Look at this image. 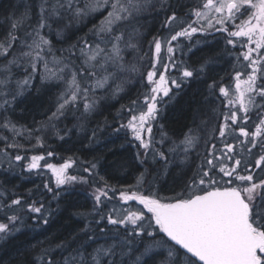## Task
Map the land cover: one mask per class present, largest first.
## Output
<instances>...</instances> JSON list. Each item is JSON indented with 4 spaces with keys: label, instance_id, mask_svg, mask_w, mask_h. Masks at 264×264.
Masks as SVG:
<instances>
[{
    "label": "snow or ice",
    "instance_id": "obj_1",
    "mask_svg": "<svg viewBox=\"0 0 264 264\" xmlns=\"http://www.w3.org/2000/svg\"><path fill=\"white\" fill-rule=\"evenodd\" d=\"M35 7L34 20L32 6H27L20 16L9 18V27L0 38V57H3L0 66V109L3 110L0 128L9 129L14 137L32 132L23 126L18 129L7 115L17 96L23 95L33 78L29 68L36 71L37 63L43 61L46 75L57 79L63 78L57 76V72L68 70L70 79L65 80L67 87L57 112L53 113L54 117L63 115L69 107L75 108L81 101L85 112L94 111L99 102L94 88L110 86L111 81L115 85V95L124 91L126 82L117 73L139 71L136 64L125 62L123 53L129 49H139L142 20L153 13L164 16L161 27L166 28L169 35L153 36L149 47L154 49L157 57L162 47H166L170 54L169 63L162 65V71L153 63L151 70L139 73L146 82L147 92L143 94L142 103L138 104L135 100L131 102L132 107L127 108V123L121 124V128L130 130L146 150V158L150 150L151 160H162L165 171L172 163L164 152L155 148L152 123L160 112L159 105L172 91L170 85L179 88L183 80L166 77L164 73L171 68L178 70L181 77L186 79L193 77L194 73L199 75L206 67L202 65L199 69H191L182 61L172 59L181 37L190 39L194 33L209 30L226 34V53L236 55L237 60L242 57L247 62L246 68L251 69L247 73L236 72L235 99L229 96L228 88H219L220 93L229 97L228 104H239V111L243 112L242 117H238L237 111L224 117L225 123L219 129L220 137H225L226 131L230 129L229 134L234 132L233 125L238 121L246 124L250 118L248 113L253 109L264 111V103L256 101L257 96L264 101V0H199L196 6L181 5L179 0L175 4L172 0H39ZM105 12L106 15H103ZM98 13L103 15V19L90 29L92 40L83 39L72 46L78 52L80 64L74 66L69 56L61 60L54 58L58 65L55 71L48 68L43 56V53L52 51L48 34L54 32L61 35L63 30ZM173 41L177 42L175 46ZM21 68L27 75L23 79H15L14 69ZM110 68L115 71H109ZM241 76L245 78L242 80ZM118 79L120 83H116ZM89 80L94 81V87L88 85ZM258 81L262 83L258 84ZM214 86L215 82L209 85L210 88ZM258 116L259 123L254 125L251 133L246 127L238 129L244 139L238 140L239 151L235 154L237 145L232 143H224L227 151L221 156H214L216 145H211L204 162L198 166L199 172L185 185L183 192L173 197H160L154 192L145 194L136 190L119 192L120 201H138L148 215L143 210L114 206L100 216V220L115 226L114 229H99L104 237L102 243L93 230L85 227L81 230L83 236L75 246L61 242L42 249L32 264H148V260L155 256H163L157 264H264V176L257 178L254 172V169L264 172V115L258 113ZM229 120L232 124L227 123ZM165 135L161 134V142ZM4 139L5 150L22 147L14 139L12 143H7L8 137ZM36 139L43 146L40 137ZM197 143L198 137L192 135L190 130L181 141L186 146L182 149L185 160L188 149L195 148ZM252 149L258 150V158L254 164L245 163L242 167L244 154L250 155ZM43 159L42 155L32 156L27 168L39 169ZM12 160L22 161L24 157L16 154L8 160L9 167ZM225 161H231V166ZM73 163L70 158L60 166L46 165L54 173L58 188L76 182H88L83 176L68 174L67 170ZM95 169L96 164L93 163L84 171L92 173ZM214 169H218L217 175L222 174L219 180L210 174ZM146 172L137 178V186L146 182ZM45 187L52 191L48 185ZM110 191L116 193V189L106 181L103 187L95 189L93 196L97 207L112 200ZM36 205L37 202L32 201L25 208L22 198L5 202L2 207L13 214L5 213L7 222L0 221V234L7 237L18 231L17 225L23 223L20 213L25 210L41 214L43 223L47 224L42 209L44 212L48 210L43 203ZM161 250H165L166 254ZM57 255L60 256L59 260Z\"/></svg>",
    "mask_w": 264,
    "mask_h": 264
},
{
    "label": "bare ground",
    "instance_id": "obj_2",
    "mask_svg": "<svg viewBox=\"0 0 264 264\" xmlns=\"http://www.w3.org/2000/svg\"><path fill=\"white\" fill-rule=\"evenodd\" d=\"M20 1L21 0H0V4L5 3L7 6V5H13ZM185 1L186 0H179V4L182 5ZM174 3H176V0H174ZM99 15L102 16L101 18L102 20L103 15H106V12L103 15L102 14H99ZM100 21H98L96 25H98ZM163 21H164V18H162V23ZM162 23L160 24L159 28H157L151 35L145 36V33H143L141 30L142 36L139 41V49L136 51L129 49L125 52H128V53L135 52L137 54V57H140L144 54H149L152 57V63H156V66H157V56H155L154 54V49H150L149 43L152 40L153 36L165 37L169 35L168 30L166 28L161 27ZM0 30L3 31L2 29ZM6 31L7 30H4L2 34L6 33ZM50 36L51 34H48V39L51 41ZM204 37L206 36L202 37V36L196 35V36H192L190 39L183 38V37L180 38L179 47H176L175 54L173 55L172 59L175 61H182L185 64V66H188L191 69H199L202 65H206V67H205V70L199 75L194 73L193 77L186 78V79L181 77V74L178 70L171 69L170 76L173 78H177L178 80H183V82L181 83V86L179 88H176L174 85H170L172 88V91L169 93V97H164L163 103L159 105L160 112L158 114V117L156 121L152 123V130L155 129L154 134L157 135L156 137L161 138L162 133L166 134L163 138V145L161 147V150L162 152L168 151L167 153H169V160L172 161V163L169 164V166L167 167V170L165 171L164 163L161 165H158L160 163L159 161H155V164H154L153 162H149L145 158L147 161V162L145 161V163L151 164V165H148L145 163H141V161L137 160L138 165L141 166V168L143 169V171L139 173L138 177L140 176L141 173H145V170H147L146 179L152 178V177L154 178L162 177V179L159 180L158 187L156 189L157 195L160 197H173L176 194L183 192L185 186L183 188L182 186L187 183H190L191 180L194 178V174H197L199 172L198 166L201 164L199 162L200 157L193 156L194 153L205 155L211 150L212 144L216 145V148L221 154L227 151L226 149H224L223 152L219 150V143L222 140L219 138V129L221 127L220 124L223 125L222 123L223 119L217 117L218 118L217 121L219 123L217 124L215 128H211L210 131L208 130L206 131V127H208V129L210 127V124L207 121H212L214 119V115L217 116L218 111H220L221 109H224V108L226 110L229 109L228 100H226L227 97H225L222 93H220L219 88L227 87L228 85L235 84L236 83L235 75L237 71H242L245 73L251 71V69L246 68L247 62L244 61L242 57L239 60H237L236 55H231V54L226 53L225 45L223 44H213L212 49L208 52V55L216 56L215 58L216 61L209 62V64H207L205 61L204 62L202 61L204 60L202 59L203 57H201V61H198V62L191 61V57H192L191 52H193L197 48H199L198 51L205 49L206 45L204 44L205 43ZM92 38H93V35L90 34L87 36L86 39L91 41ZM186 42H189L191 46H192V42H194V49L192 51L185 49ZM176 44L177 42L173 41V45L175 46ZM228 47L231 48V46H228ZM179 49H181L183 52H179ZM137 51H141V53L139 54ZM186 51H189V52H186ZM55 52L56 51L52 49L51 53H48V52L43 53V56L46 58L48 62V68L53 69L54 71L58 67V65L54 62ZM166 53H167L166 47H163L159 55H163ZM69 55L70 54L63 55L61 59L67 58L69 57ZM71 60L74 61V66H78L80 64V60L77 59V55H74L73 53L71 54ZM2 64L3 62L0 63V66H2ZM177 68H179V64L177 65ZM14 71L18 72L16 73L15 78L17 79L24 78L25 72H23L22 68L14 69ZM29 71L31 72V75L33 78L30 84L26 86L27 90L23 93V95L17 96L16 100L14 101V103L12 104L10 108L11 111L14 109L17 102L24 100L30 93H34V87H32L33 83L35 82L46 83L45 80L49 78L46 75V70L44 68L43 61H40L37 63L36 71H32L31 69H29ZM109 71H115V69L110 68ZM205 75L207 76L209 75L210 77L207 78L205 77ZM57 76H60L63 78L57 79L55 76H53V77H50L51 84L50 85L48 84L49 86L45 84L39 85V89H40L39 96L41 97L42 96L48 97V94H50V91L52 92V89H56L59 92L56 95L57 101L55 102L54 107H53L54 113L57 112L58 104L61 102V96L65 92L66 87H67V85L65 84V80L68 79V70L65 69L64 73L57 72ZM133 77H136V73H133ZM243 78L245 77L242 76L241 79L243 80ZM139 79H140L139 82H136L135 79H132L130 81L131 91H134L135 93L133 98L135 101L138 102V104L142 103L143 94L147 92L146 82L143 80L142 77H140ZM206 80H209L208 86L205 85ZM52 81L54 84L52 83ZM213 82H215V86L210 88L209 85H212ZM116 83H120V80L116 81ZM259 83H262V82L258 81V84ZM109 85L110 86L104 87L101 91L94 90L95 95L99 93L98 94L99 102L96 105V108L94 111H96L100 107V105L104 102H106L105 104L107 103L115 104V107L118 109L117 112L114 113V116H113L114 118L112 122H109L106 126L101 127L100 130L103 131L102 133H105V132L111 133L112 138L127 139L128 140L127 145L129 147H132L133 153L134 154L140 153L139 150H142V148L137 143H135V141L131 140V137H130L131 135L124 132L125 131L124 128H121V124H126V121H127L126 116L129 115L127 112V108L132 107L131 102L133 100L126 99L127 95H124L123 91L117 92L115 95H113V92L115 91V85L112 84L111 81H109ZM127 85L129 84L125 82L124 88ZM113 96L114 98H112ZM190 97H197L200 99L201 108L196 110V113H200V115H204L206 111L211 109L209 110V113H206L204 117L203 116H199V117L193 116L188 126L183 131L178 132L177 134H171L169 131H166V129L164 128L165 115L167 116V115L172 114L179 105H181L183 102L186 101V99ZM256 101L257 102L259 101L260 103H264V101H262L259 96L256 97ZM5 107H8V106H5ZM212 108L215 109V112H213V114H212ZM65 111H70L71 114L75 113V114L82 115V119L85 121H87L88 119L89 120L92 119L91 118L92 113L94 112V111L85 112L81 105L78 106L74 110L72 107H69L68 110L66 109ZM251 112H252V116L248 119L249 122L256 119L258 117V113L264 115V111H261V109H253ZM2 114H3V110L0 109V115ZM238 115L243 116V112L239 111ZM59 116H58V119L62 118V116L61 117ZM205 118H207V120ZM96 121L99 122L100 119H97ZM66 122L68 123V119H66ZM229 124H232V122H229ZM234 126L235 125H233V127ZM248 126L251 129H254L253 123H248ZM44 129L45 128L43 127L35 128V130L39 134H42ZM117 129H119V131H117ZM190 130H191L192 135H195L198 137V143L195 148L188 149L187 160H185V153L182 149L186 146L181 144V141H183L185 136L189 134ZM5 131H9V130L5 129ZM90 133H91L90 131L76 132L75 130H67L64 133L62 132V133L55 134L49 140L48 145L46 144L48 146V148L46 149L43 146H41L38 142H35L33 145H30V144L28 145L26 143L22 144V142H20V139H23V136H16V138L18 139V142H20L22 147L16 148L15 150H11V151L12 152L15 151L13 154L14 156L16 154L21 155V153L26 156H28V154H30V156L42 155L44 156L43 160L46 162V165L47 164L55 165V164H58L60 161H66L71 158V157L62 158L64 156L61 153H67L65 151H68V149L63 150V147L66 144L71 145L70 147H72L73 150H76L79 153L80 152L82 154L86 152L90 153L89 145H88L89 139H92V135ZM235 136L237 140L233 144L238 145V140H243L244 137L240 136L239 132L235 133ZM61 137H63V139H61ZM169 149H174V151L170 152ZM0 151H6L9 153L8 150H5L3 141H0ZM49 152H51L52 155H48ZM233 154H235V152ZM13 155L11 154V156ZM83 155H87V154H83ZM245 155H247V153H245ZM258 155H259L258 150L252 149V153L249 155L250 159L246 160V162L250 163L252 161V164H254L255 159L258 158ZM86 157H89V156H86ZM142 157L144 156L142 155ZM236 158H240V157L238 156ZM71 160H74L75 162H80L83 165L93 164L90 162H84V161L76 160L72 158ZM227 164L230 166L231 161H227ZM46 165L42 166L41 173H39L38 178H33V179L28 178L27 174L22 175L21 173H19L20 170H16V171L12 170L13 171L11 172L12 174H9L8 172H0V221L7 222L5 213H7V215L13 214L12 212L8 211L6 208H3L2 205L5 202L10 203L12 199L22 198V204L25 205V208L27 204H30L32 201L37 202L36 206H39L40 203H43L45 208L48 211L44 212L42 209V215L44 218H47L48 223H49L53 219H56L58 217V212L56 211L58 200L61 197L69 194L72 191V189L74 190L78 188H84L86 187V184L88 183V182L87 183L76 182L71 185H64L62 187L56 188V185L54 184L55 179L51 177V175L49 174L48 172L49 170L48 168H46ZM96 165L98 166V164ZM152 165L157 166L158 168L157 172L153 171L154 169L152 168L153 167ZM160 167H162L163 169H160ZM158 172H160V176ZM214 173L217 176L218 180L222 177V174L217 175L218 169L215 170ZM75 176L77 177L83 176L88 181L91 180L90 175L88 176L85 173H82V175L76 174ZM138 177L132 180L129 184H125L120 187H114V188L118 190L121 188L132 186L135 184ZM14 178L17 180V183H18L17 190L16 189L12 190L10 188L11 186L10 180ZM45 185H48V187L51 188L52 191L51 192L48 191V188H46ZM96 188H100V183H99V186ZM57 193H60V195L57 196L56 195ZM13 207H19V206H13ZM92 212L90 214H92ZM20 215L23 217V223L18 224V226H20L18 228L19 229L18 231L9 234L7 237H3V235L0 234V248L1 246L6 244L7 242H10L11 240H13L19 235L24 238L32 240L37 233L42 231V228L40 227L48 225V223L45 224L43 223V221L41 222L40 221L41 219L39 220L34 213H30L27 210L21 212ZM99 215L98 217L96 216L92 217L89 215L88 216L89 218L86 221L85 225L89 226V229L93 230L96 233V235L100 237L99 242L102 243L104 237L100 233L99 229L101 228L114 229L115 226L108 225L106 220H100ZM30 229L33 231L27 232ZM81 234H79L81 236L76 237L73 240L74 244L71 243L70 245L75 246L76 242L79 241L81 237L83 236V232ZM29 235H31V237H28ZM160 235L163 236L162 233ZM54 242L58 243L56 239L54 240ZM45 245L46 244H44L43 246ZM161 251L164 252V254H166L165 250H161ZM6 259H8V254L0 257V264H4V261ZM36 259L37 258H34L33 261ZM59 259H60V256L57 255V260ZM160 259H163V256H155L152 259H149L148 262H150L151 260L153 261L154 264H157V261H159Z\"/></svg>",
    "mask_w": 264,
    "mask_h": 264
},
{
    "label": "trees",
    "instance_id": "obj_3",
    "mask_svg": "<svg viewBox=\"0 0 264 264\" xmlns=\"http://www.w3.org/2000/svg\"><path fill=\"white\" fill-rule=\"evenodd\" d=\"M38 2L39 0H21L20 2H17L13 5L6 6L5 3L0 4V29L3 31L7 30L9 27V18L20 16V14L25 11L27 6H32L34 20L35 12L37 11L35 4ZM172 2L174 3V0H172ZM198 3L199 0H186L182 5L196 6ZM181 11H186V9H181ZM101 18L102 16L98 13L95 16L80 22L78 25H74L71 28L63 30L61 35H56L53 32L50 38L52 49L56 51L54 58L56 60H61L63 55L70 54L69 56H71L72 53L78 56V52L72 46L77 45L83 39H86L88 35L92 34L90 29H92L93 26L101 20ZM162 18H164L163 15H156L155 13L147 16L142 20L143 27L140 29V31L142 30V32L145 33V36L151 35L157 28H159L160 24L162 23ZM30 30L31 29H29V31ZM3 31L0 30V38L5 35V33L2 34ZM204 41V44L206 45L205 49L198 51L199 48H197L191 52V61L198 62L201 61V57H203L202 59L204 60L202 61H205L207 64H209V62H214L216 61V56L208 55V52L212 49V45H225L224 37L218 34L214 37L206 36L204 37ZM70 49L71 52L69 51ZM137 52L139 54L141 53V51ZM123 55L125 62L134 63L139 69L138 73H136V77H133V73H117L121 79H126V83L130 85H127L123 91L124 95H127L128 97H126V99L134 100L133 97L135 93L134 91H131L130 81L135 79L136 82H139V78L141 77L139 73H145L152 69V57L149 54H144L140 56L143 57V59H140V57H137L135 52H124ZM1 62H3V57H0V63ZM25 75H27V73H25ZM205 77L209 78L210 76L205 75ZM50 81L51 78L49 77L45 80L46 83H33L32 87H34V93H30L24 100L17 102L12 111H8L7 115L11 117L17 128H21L23 126L26 129L32 130L31 133L26 132L25 137L27 136V138L24 141H26L28 145H33L35 142H37L36 137H40L41 141L44 143L43 147L46 149L48 148L47 145L49 140L55 134L62 132L64 133L67 130H75L76 132L90 131V134L92 135V139H89L88 141L90 153L86 152L83 154L87 155H83L81 152L79 153L78 151L73 150V148L70 147L71 145L66 144L64 145L63 150L68 149V151H65L67 153H61L64 156L62 158L71 157L72 159L98 164L97 178H99V180L97 181L103 185L106 181L107 184L112 188L129 184L132 180L138 177L139 173L143 171L141 166L138 165L137 161H140V156L138 153H133L132 147L127 145L128 140L112 138L111 133H102L103 131L100 130L101 127H104L109 122H112L114 113H116L118 110L115 107V104H105L106 102L102 103L100 107L92 113V119H88L87 121L82 119V115L75 113L71 114L70 111H64L65 115H58L59 117L62 116V118L58 119L57 117L53 116V107L57 101L56 95L59 92L56 89H52V92L50 91L48 97L39 96V85H50ZM208 84L209 80H206L205 85L208 86ZM98 94L95 95L96 98H98ZM112 98H114V96ZM200 103L201 102L199 98L190 97L186 99V101L181 105H179L172 114L167 116L165 115L164 128L166 131H169L171 134H177L188 126L193 116L204 117L206 113H209V110L211 109L206 111L204 115L196 113V110L201 108ZM213 112H215L214 108H212V114ZM217 117L218 116L214 115L215 121L214 119L212 121H207L209 122L210 127L208 129V127L205 126L206 131H210L211 128H215L217 126L219 123L217 121ZM65 118L68 119V123L66 122ZM97 119H100V121L97 122ZM205 119L207 120V118ZM36 127H43L45 129L42 134H39L35 130ZM4 137H8L7 143H9V140L11 141L12 139V136L9 135V131H5L4 128H0V141H3L5 146L6 141ZM21 141L22 139H20V142ZM161 164L163 163H159L158 165ZM156 165H152V168L154 169L153 171L157 172L158 165ZM160 169L163 168L160 167ZM158 174L160 176V172H158ZM161 179L162 177H159V180ZM10 181V188L12 190H17V180L14 178ZM185 185H183L182 188ZM95 189L96 186L93 184L92 179L88 181L86 187L74 190L72 189L69 194L61 197L58 200L56 210L58 212V217L49 222L48 225L40 227L42 228V231L37 233L32 240L19 235L10 242H7L1 246L0 257L8 254V259L4 261V264H32L33 259L38 257L42 249L54 247V245L61 242L74 244L73 240L76 237L82 235L81 230L85 227L89 228V226H86L85 224L89 218V214L94 209L95 200L93 192ZM31 231L33 230L30 229L27 232ZM28 237H31V235ZM55 239L58 243L54 242ZM44 244L46 245L43 246ZM148 264L154 263L150 260Z\"/></svg>",
    "mask_w": 264,
    "mask_h": 264
},
{
    "label": "rangeland",
    "instance_id": "obj_4",
    "mask_svg": "<svg viewBox=\"0 0 264 264\" xmlns=\"http://www.w3.org/2000/svg\"><path fill=\"white\" fill-rule=\"evenodd\" d=\"M222 35L223 37H224V35H226V34H222V33H220V32H214V31H211V30H209L208 32H197V33H194L192 36H196V35H198V36H209V37H214L215 35ZM163 48V47H162ZM185 49L186 50H193L194 49V42H192V46H191V44L189 43V42H186V44H185ZM189 51H186V52H189ZM179 52H183L181 49H179ZM169 55L170 54H163V55H159L158 57H157V69H161V71H162V65L163 64H165V63H169V60H168V57H169ZM173 57V56H172ZM240 67V66H239ZM242 72V71H241ZM17 73V72H16ZM160 73L158 72V75H159ZM164 75L167 77V76H170L171 75V68L169 69V71L168 72H166V73H164ZM241 78H242V76H241ZM15 79H17V78H15ZM19 79V78H18ZM20 79H23V78H20ZM68 79H70V77L68 76ZM244 79V78H243ZM88 85L90 86V87H94V81H91V80H89L88 81ZM243 87V86H242ZM226 88H228V90H229V95H230V97L232 98V99H235V96H236V91H235V84H233V85H228ZM103 88H94V90H96V91H101ZM229 98V97H228ZM82 104H83V101H81L80 102V104H78L75 108H73V110L74 109H76L78 106H82ZM228 108H230V104H229V106H228ZM231 108H234L235 109V111H237V115H238V112H239V108H240V105L239 104H234ZM230 108V109H231ZM252 112L250 111L248 114H251ZM231 115V113L229 114V115H227V116H230ZM226 115H224L223 116V120H222V123L224 124L225 123V119H224V117H225ZM127 117V120H128V118H129V115L128 116H126ZM228 122H231V120H229ZM126 123H127V121H126ZM159 128V127H158ZM125 129V128H124ZM7 130H9V129H7ZM123 130V129H122ZM160 130V129H159ZM154 131H155V129L154 130H152V137L154 138V146H155V148L156 149H158L159 151H161L162 152V150H161V147H162V145H163V142H161V138H159V137H156L157 135H155L154 134ZM231 131V129L230 130H228V131H226V136L225 137H220L219 136V138L220 139H222L221 141H220V145H219V150L220 151H224V143L225 142H227V143H235L236 142V136H235V131L234 132H232L231 134H229V132ZM124 132H126V133H128L129 135H131L130 137H131V140L132 141H135V143H137L141 148H142V150H139L140 151V153H139V155L141 156L140 157V161H146V159L149 161V162H153L152 160H151V158H150V156H151V151L149 150V157L148 158H146L145 157V149L140 145V142L138 141V140H136L135 138H134V135H133V133L130 131V130H128V129H125V131ZM25 134H26V132H25ZM9 135L10 136H12V139H11V141L9 140V143H12L13 142V139L16 141V142H18V140H17V138H16V136L14 137V134L9 130ZM129 137V138H130ZM27 138V136L25 137V135H23V139H22V144H25L26 143V141H24L25 139ZM28 142V141H27ZM19 143V142H18ZM27 144V143H26ZM36 145V144H35ZM16 148H8L7 150L9 151V153L8 152H6V151H0V172H8L9 174H12L11 172H13L12 170H14V171H16V170H20V172L19 173H21L22 175L23 174H27L28 175V178H30V179H33V178H38V176H39V173H41V168H42V166H45L46 165V162L44 161V160H41L40 161V165H41V167L39 168V169H32V170H29L28 168H27V164L30 162V160H31V157L32 156H30V154H28V156H26V155H23L22 153H21V156H23L24 157V160H22V161H15V160H12V165H11V167H9V163H8V160L9 159H11L12 157H14V152L15 151H11V150H15ZM23 150V149H22ZM239 151V145H237V147L234 149V152H238ZM143 152V153H142ZM168 152V151H167ZM166 152V153H167ZM11 154L13 155V156H11ZM142 155L144 156V157H142ZM166 156L168 155L169 156V153H167V154H165ZM222 154L218 151V149L216 148V150H215V152H214V156H221ZM238 157V156H237ZM146 158V159H145ZM248 159H250V156H249V154H247V155H245V163H247L246 162V160H248ZM66 161H68V160H66ZM66 161H60L58 164H55V165H57V166H60V165H62L63 163H65ZM72 161H74V160H72ZM156 161H159L160 163H164L162 160H160L159 158H157L156 159ZM147 162V161H146ZM204 162V160L202 161V163ZM144 163V162H143ZM154 164H155V162H153ZM201 163V164H202ZM214 163H216V161L214 160ZM225 163H227V161H225ZM200 164V165H201ZM247 164H252V161L250 162V163H247ZM243 165V164H242ZM88 167H90V165L89 164H87V165H83L82 163H80V162H75L74 161V163L72 164V167H70L68 170H67V172H68V174L69 175H76V174H80V175H82V173H85V174H87L88 176L90 175V178L92 179V181H93V184L96 186V187H98L99 186V182L97 181V180H99V178H97V175H98V166L96 165V169H95V171L94 172H92V173H86L85 171H84V169L85 168H88ZM205 167H206V165H205ZM16 168H18V169H16ZM47 168V167H46ZM48 172H49V174L51 175V177H53L54 179H55V176H54V173L52 172V170L51 169H49L48 168ZM215 170H217V169H214L213 170V172L212 173H210L211 175H214L215 177H216V179H218L217 178V176L215 175ZM220 178V177H219ZM224 179H228V178H224ZM149 180H151V181H149ZM158 182H159V178H154V177H152V178H148V179H146V182L142 185V186H137V181L135 182V184L134 185H132L131 186V188L130 187H125V188H121V189H116V193L114 194L113 192H109V196H112V200H110V201H105L102 205H100V206H96V201H95V205H94V209H93V212H92V214H89L90 216H96V217H98V215H99V217L102 215V214H104V213H106V212H108L112 207H117V208H130L131 210H136V211H140V210H143V211H145V213H146V209H143V205H140L139 204V202L138 201H129V202H127V203H124V202H122V201H120L119 200V196H118V194H119V192L120 191H132V190H136V191H139V192H142V193H145V194H147L148 192H154V193H156L157 194V192H156V189H157V187H158ZM55 184V183H54ZM56 185V184H55ZM64 186V185H63ZM62 187V186H61ZM101 187H103V184L102 183H100V188ZM56 188H57V186H56ZM104 198L102 197V200H103ZM36 216H37V218L42 222L43 221V219L41 218V214H36V213H34ZM146 215H148L147 213H146ZM35 221V220H34ZM17 227L19 228L20 226H18L17 225Z\"/></svg>",
    "mask_w": 264,
    "mask_h": 264
},
{
    "label": "flooded vegetation",
    "instance_id": "obj_5",
    "mask_svg": "<svg viewBox=\"0 0 264 264\" xmlns=\"http://www.w3.org/2000/svg\"><path fill=\"white\" fill-rule=\"evenodd\" d=\"M228 99H229V98L227 97L226 100H228ZM257 103H260V102L258 101ZM232 106H233V105H230V108H231ZM230 108H229L228 110H226L225 108H224V109H221L220 111H218L217 116L220 117L221 119H223V116H224V115H229L232 111H235L234 108H231V109H230ZM260 115H262V114H260ZM248 116L251 117V116H252V113H251V114H248ZM238 117H242V115H241V116L238 115ZM227 123H229V122H227ZM248 123H253L254 125H255V124H258V123H259V116H258L256 119H254V120H252V121H250V122H249V120H248L246 124H245V123H242V122H240V121H238V122L235 124V126H234L233 128L235 129V132L237 133V132H239L238 129H239L240 127H246V129L251 133L252 131H254V129H251V128L248 126ZM220 126H222V125L220 124ZM219 145H220V144H219ZM207 154H208V153H207ZM207 154H205V155H201V154H198V153H194L193 156H199V157H200V158H199V162L202 163V161L204 160V157L207 156ZM242 164H243V165L245 164V154H244V158L242 159ZM243 165H242V167H243ZM230 166H231V164H230ZM254 172H255L257 178H259V177H261V176H264V172H261L259 169H254Z\"/></svg>",
    "mask_w": 264,
    "mask_h": 264
}]
</instances>
